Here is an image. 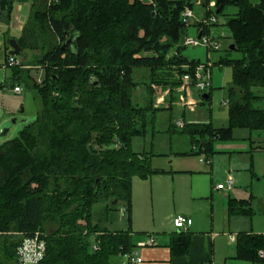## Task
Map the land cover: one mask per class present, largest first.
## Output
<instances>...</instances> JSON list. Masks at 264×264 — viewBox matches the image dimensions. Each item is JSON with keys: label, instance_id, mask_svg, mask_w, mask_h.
<instances>
[{"label": "trees", "instance_id": "16d2710c", "mask_svg": "<svg viewBox=\"0 0 264 264\" xmlns=\"http://www.w3.org/2000/svg\"><path fill=\"white\" fill-rule=\"evenodd\" d=\"M13 1L0 0V16L6 21ZM197 1L207 7L204 19L224 16L234 45L227 51L241 54H225L217 61L231 67L227 125L178 126L169 120L166 131L187 134L198 152H211V141L230 139L234 128L264 129V0H214L212 8L210 0H49L40 10L32 0L16 41L19 53L40 51L31 62L44 75L35 81L28 69L14 70L15 76L29 79L39 109L16 136L0 141V232H12L1 243L0 264H17V248L35 234L45 244L37 264H109L110 257L134 249L129 227L132 178L167 171L153 167V154L133 150L131 142L146 135L159 110H172L183 74L195 82L193 72L201 63L182 54L188 23L181 13ZM227 7L237 10L229 14ZM203 21L194 26L208 36L209 25ZM71 30L76 48L62 49ZM8 49L6 44L4 64L15 59ZM140 83L146 94L139 105L133 92ZM166 88L167 104L155 105ZM203 94L201 102L210 99L209 92ZM89 145L97 152L91 153ZM118 206L124 208L125 228L111 226ZM249 206L246 200H228L232 214L248 215ZM189 240L187 230L174 233L171 254L185 255ZM235 241L237 258H260L264 235L242 232Z\"/></svg>", "mask_w": 264, "mask_h": 264}, {"label": "rangeland", "instance_id": "374dc122", "mask_svg": "<svg viewBox=\"0 0 264 264\" xmlns=\"http://www.w3.org/2000/svg\"><path fill=\"white\" fill-rule=\"evenodd\" d=\"M33 1L37 10L44 9L49 2V0ZM249 1L253 4L258 3V0ZM206 9L207 7L201 6V2L200 4L199 2L193 3L191 7L192 16L188 19L186 36L196 38L198 31L194 23L205 20L204 23L206 22L209 25L208 36L219 43V48L213 50L202 44L184 45L182 54L190 59H198L201 64H207L206 71L209 76V85L203 90L191 89V94H187L181 83L176 91L178 92L177 100L182 103L183 107L175 100L171 111L159 110L155 115L152 128L151 126L147 127L146 135L135 137L131 142V148L135 151L144 150L149 153L160 154L152 158L151 164L153 167L169 169L164 173L153 174L147 180H140L137 177H133L132 180L136 188L137 185L139 187L143 186L139 189L143 193V201L140 202L142 212L140 220L148 224L154 223L155 226L159 222H163L168 212L174 208L178 190L182 191L183 200L190 202L192 201L191 191L192 194L195 193L196 195L200 194L202 190L204 192V185L210 187V162L214 173L218 171L231 174L234 179L233 191L246 198L250 194L254 197L252 206L255 215L261 216V209L264 208V152H249L252 144L250 141H253V144L254 142L256 144H259V142L264 143V129L249 131L246 128H234L230 139H213L211 141L213 152L203 150L198 152L197 144L196 148H192L191 138L187 134L179 131L166 132L169 120L175 124L177 121L182 123L210 122L214 128L227 125L226 100L228 87L231 84V67L217 64V61L225 54L231 58L240 57L241 54L237 51H227L231 45V36L228 27L224 24V16L222 14L216 15V21L211 22L206 20L207 18H203ZM236 10L235 7L225 9L229 14L235 13ZM29 13V2L27 0H14L9 19L6 21L0 16V85H3L0 87V132L7 128L5 135L0 136V141L16 136L23 123L35 119L39 109V100L35 91L27 86L30 82L29 79L24 75L15 76L14 70L16 66L20 71L28 69L30 78L40 81L44 73L39 70L40 68L37 65H32L31 62L35 55L40 54V51L24 50L22 53L15 55V60L19 65L4 64L5 45L8 44L10 39L16 40L20 37ZM41 38H44V34L41 35ZM46 38L47 36L44 39ZM8 51L9 49L6 50V53ZM136 79L139 81L143 79L142 71L136 73ZM13 81L19 87V92L13 91ZM206 92L210 93V99L201 102L200 97ZM261 92L264 93V89H261ZM167 93V88L158 93L164 97L163 102H160L159 105L167 104ZM145 94L144 85L140 83L133 92L134 103L140 105ZM189 95L194 100L193 103L187 102ZM13 118H15L14 122H12ZM199 159H202L203 162ZM250 163H252V166H250ZM195 201L200 203L201 200ZM214 207H217V203H214ZM112 220L113 224L111 226L122 228L127 226L125 220L120 216V206H118L117 212L113 213ZM168 222L172 223V218ZM11 233L0 232L1 261H3L4 256L1 243ZM90 242L93 243V236L90 237ZM120 262V256L114 255L109 259V264H120ZM6 263L11 264L10 261Z\"/></svg>", "mask_w": 264, "mask_h": 264}, {"label": "crops", "instance_id": "0c3cea01", "mask_svg": "<svg viewBox=\"0 0 264 264\" xmlns=\"http://www.w3.org/2000/svg\"><path fill=\"white\" fill-rule=\"evenodd\" d=\"M27 1L29 2V11H31L32 0ZM191 89H195V87H190L185 93L191 94ZM163 100L164 97L158 94L155 98V105H159ZM193 101L189 95L187 102L193 103ZM177 103L183 107L181 102L178 101ZM250 142L252 144L249 152H264L259 150V147L264 145V143L259 142V144H256L254 142L253 144V141ZM194 147L192 145V148ZM211 152H213L212 148ZM151 154H153L150 158L151 162L153 157L160 155L154 152H151ZM209 165L210 187L208 188V186L204 185V192L202 190V194L195 195L191 191L192 201L190 202L183 200L181 195L182 191L178 190L176 193L177 199L174 201V208L168 212L164 221L159 222L156 226L154 223L148 224L140 220L142 215L140 202L143 201V193L139 189L141 187L143 188V186L139 187L137 185L136 188V185L134 186L131 182L132 198L129 227L131 240L135 244L132 251L135 253L134 257L140 258L141 260L128 262L124 257L120 256V264H264V256H259L260 258L258 260L252 262L241 260L235 254V240L239 233L264 235V208L261 207V216L255 215L256 213L252 206L254 197L251 194L247 198L241 194H237L236 191H233L234 179L231 174L218 171L214 173L211 162ZM250 166H252V163H250ZM166 171H169V169H166ZM227 176H231L233 179L232 188L216 189L215 186L218 183H224ZM149 178H146V180ZM229 199L248 201L251 211L250 214L229 213ZM195 200L201 201L199 203V201ZM214 203H217V207H214ZM178 214L189 216L192 220L191 225L186 229L190 233V240L188 252L185 255H172L169 246V242L174 233L184 231L183 229H176L172 223L168 222L170 218L173 219ZM149 237L153 239L154 243L147 244ZM231 237H234V240H231ZM262 251L264 253V248Z\"/></svg>", "mask_w": 264, "mask_h": 264}, {"label": "built area", "instance_id": "2783aa9c", "mask_svg": "<svg viewBox=\"0 0 264 264\" xmlns=\"http://www.w3.org/2000/svg\"><path fill=\"white\" fill-rule=\"evenodd\" d=\"M198 2L199 1H197V3ZM214 3H215L214 0H210L208 7H212ZM191 16H192V11H191V8L189 7H186L181 13L182 20L186 23H188V19ZM206 20H209L211 22L216 21L213 15L210 16V18ZM197 44H202L206 46L207 48L213 49V50H217L219 48V43L215 39L209 36H204L201 34L200 38H197V37L193 38V37H187V36L184 38L183 45L194 46ZM7 64L8 65H19V63L14 58L8 59ZM193 78L195 80L194 84H192V78L189 73L183 74L182 85L185 88L186 92L192 86L198 90H203L206 86L209 85L208 72L206 71V68H204V65L202 64L198 65L195 68L193 72ZM13 91L19 92L20 89L18 86H14ZM176 124L178 126L183 125V123L180 121H177ZM199 160L203 161L202 159H199ZM232 185H233V179L231 178V176H227L225 182L218 183L215 186V188L216 189H231ZM123 215H124V208L121 207L120 216L123 217ZM191 223H192L191 218L183 214H178L172 219V224L176 229L186 230L188 226L191 225ZM230 239L234 240V237H231ZM152 243H154V241L151 237H149L147 244H152ZM44 250H45L44 241L42 239H39L38 234H35L33 237L24 238L22 240L21 245L17 248V258H18L17 264H37L38 261L42 258ZM134 254L135 253L131 251L130 253H124L122 257H124L128 262L140 261L141 259L135 258ZM258 255L260 257H263L264 256L263 251L260 250L258 252Z\"/></svg>", "mask_w": 264, "mask_h": 264}, {"label": "water", "instance_id": "95a60500", "mask_svg": "<svg viewBox=\"0 0 264 264\" xmlns=\"http://www.w3.org/2000/svg\"><path fill=\"white\" fill-rule=\"evenodd\" d=\"M200 36H201V33H198L196 37L200 38ZM8 46H9V51H8L9 55L15 56V55L19 54L20 48H19L18 43H17V41L15 39H10L9 42H8ZM61 48L62 49L76 48V41L74 39V33H73L72 30L69 32L68 37L62 42ZM229 48L233 49L234 45L231 44L229 46ZM205 97H206V95L203 94V98H205ZM14 121H15V118L12 119V122H14ZM6 131H7V128H4L0 132V136L5 135ZM88 149H89V151L91 153H96L97 152L96 148L94 146H92V145H89ZM97 181L98 180L96 179V182Z\"/></svg>", "mask_w": 264, "mask_h": 264}]
</instances>
